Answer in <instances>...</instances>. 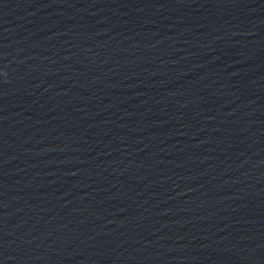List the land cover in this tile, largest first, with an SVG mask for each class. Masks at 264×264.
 I'll return each instance as SVG.
<instances>
[{"label":"water","instance_id":"1","mask_svg":"<svg viewBox=\"0 0 264 264\" xmlns=\"http://www.w3.org/2000/svg\"><path fill=\"white\" fill-rule=\"evenodd\" d=\"M0 264H264V0H0Z\"/></svg>","mask_w":264,"mask_h":264}]
</instances>
